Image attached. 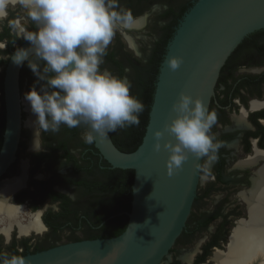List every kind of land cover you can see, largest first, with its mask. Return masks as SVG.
<instances>
[{
	"label": "flooded vegetation",
	"instance_id": "flooded-vegetation-1",
	"mask_svg": "<svg viewBox=\"0 0 264 264\" xmlns=\"http://www.w3.org/2000/svg\"><path fill=\"white\" fill-rule=\"evenodd\" d=\"M192 1L119 0L122 7L142 18L144 27L129 33L134 48L118 32L109 51L115 53L116 59L127 56L146 63L157 52L165 29H174L176 15ZM20 9L18 1L11 2L8 15L0 18V43L7 45L0 54L5 56L25 42L17 39L9 27ZM28 28L36 30L30 21ZM229 57L220 70L208 106L217 113L211 134L221 147L216 159L201 158L199 179L185 226L159 264H215V255L226 252L236 224L248 218L245 198L256 173L264 170V63L254 57ZM7 61H0L2 96ZM23 65L19 72L20 96L34 86L39 90L43 83ZM104 70L109 71L107 67L101 69ZM129 71L125 66L123 72L128 74ZM24 115L22 111L16 159L0 178V183L19 177L21 163H26L23 185L7 197L6 204L20 209L22 218L18 221L22 225L37 214L42 231L21 235L13 225L7 234L0 233V252L27 256L76 240H90L95 218L91 189L94 188L95 165L102 163L100 155L93 144L84 143V127L74 128L69 134L60 131L54 136L56 140L51 144V148H57L54 153L45 140L48 132L40 131L36 136L42 150L30 148L24 140L26 132L29 134V129L23 126ZM29 137L31 139V135ZM20 153L26 154L25 159L20 160ZM241 192L245 193L244 197L238 195Z\"/></svg>",
	"mask_w": 264,
	"mask_h": 264
},
{
	"label": "water",
	"instance_id": "water-1",
	"mask_svg": "<svg viewBox=\"0 0 264 264\" xmlns=\"http://www.w3.org/2000/svg\"><path fill=\"white\" fill-rule=\"evenodd\" d=\"M263 29L264 0H196L183 14L166 44L148 122L138 148L132 153L120 152L109 135L102 140L97 138L93 143L111 169L133 171L130 211L125 213V230L113 238L66 243L23 256L26 264L161 263L185 226L195 196L201 162V158L190 155L181 169L172 176L167 174L170 153L163 149V144L175 141L164 129L176 117L173 105L183 93L194 100H201L208 108L227 58L244 38ZM28 47L30 44L25 41L17 48ZM172 57L183 59L179 69L174 72L167 63ZM21 67L8 59L4 71L5 122L0 147V178L16 159L22 130L24 105L23 95L20 96L19 91ZM156 131L164 132L159 141L162 146L159 152L154 149Z\"/></svg>",
	"mask_w": 264,
	"mask_h": 264
},
{
	"label": "clouds",
	"instance_id": "clouds-1",
	"mask_svg": "<svg viewBox=\"0 0 264 264\" xmlns=\"http://www.w3.org/2000/svg\"><path fill=\"white\" fill-rule=\"evenodd\" d=\"M12 0H0V18L6 17ZM25 16L9 22L17 39L29 42L28 48H17L14 54H0V61L10 59L15 65L27 62L28 68L43 82L25 94L35 115L37 131L58 133L62 126L84 127V143L92 145L118 129L139 127L145 105L131 95L132 83L126 78L101 71L109 45L119 32L131 45L129 33L144 27L142 18L119 0H18ZM35 25L30 31L28 22ZM15 43V41L13 42ZM0 43V53L6 48ZM35 57V60L30 59ZM36 61H42L41 68ZM171 71L183 63L180 57L167 61ZM176 117L165 125L164 132L174 138L163 144L170 153L167 174L181 169L189 156L216 159L220 142L211 134L217 113L201 100L181 93L173 105ZM164 132L154 133L156 152ZM37 134V132H36ZM34 150L42 147L34 141ZM244 197L245 193L238 194ZM0 264H26L20 255L0 252Z\"/></svg>",
	"mask_w": 264,
	"mask_h": 264
},
{
	"label": "trees",
	"instance_id": "trees-1",
	"mask_svg": "<svg viewBox=\"0 0 264 264\" xmlns=\"http://www.w3.org/2000/svg\"><path fill=\"white\" fill-rule=\"evenodd\" d=\"M173 1L175 2L176 0ZM195 2L196 0H193L176 15L173 23L174 29L169 27L165 29V33L158 43L157 52L153 53L146 63H141L127 56L122 59H116L115 53L109 51V49L107 50V55L104 57V64L101 65V69L107 67L113 75L127 78L132 83L131 95L139 98L145 105V110L139 117V127L133 126L126 129H118L116 132L109 134L114 146L120 152L132 153L140 145L148 122V114L152 103L159 65L165 54L164 45L171 39L183 14ZM237 56L258 58L261 59L259 60L260 62L264 63V29L256 31L244 38L229 58ZM30 59L35 60V57H30ZM228 61L229 59L225 63ZM36 62L43 68L44 64L42 61ZM25 65L27 67V62L23 66ZM125 66L130 70L128 74L123 72ZM73 129L62 126L60 131L64 134H69L73 132ZM3 130L4 104L0 86V145ZM54 136L51 132H48L45 136L47 145L50 147L52 153L57 151V148H51L52 142L56 140ZM95 169L94 188L91 189L94 192L92 201L95 208L94 229H90L88 239L113 238L120 235L126 228L127 217L125 213L130 211L133 171L111 169L103 159L101 164L95 165Z\"/></svg>",
	"mask_w": 264,
	"mask_h": 264
},
{
	"label": "bare ground",
	"instance_id": "bare-ground-1",
	"mask_svg": "<svg viewBox=\"0 0 264 264\" xmlns=\"http://www.w3.org/2000/svg\"><path fill=\"white\" fill-rule=\"evenodd\" d=\"M130 47L134 48V45L131 43ZM23 105L26 113L24 126L30 131L29 145L34 149V141L37 140L38 135L36 117L32 114L30 104L26 99H23ZM20 168L22 174L19 177L0 184V233L7 234L13 225H16L21 235H28L30 231L35 233L42 231L37 214L28 217L26 224L22 225L18 221L20 209L6 204L7 197L23 185L26 163L22 162ZM245 200L248 218L236 224L229 238L226 252L215 255V264H264V170L256 173L252 188Z\"/></svg>",
	"mask_w": 264,
	"mask_h": 264
},
{
	"label": "rangeland",
	"instance_id": "rangeland-1",
	"mask_svg": "<svg viewBox=\"0 0 264 264\" xmlns=\"http://www.w3.org/2000/svg\"><path fill=\"white\" fill-rule=\"evenodd\" d=\"M26 14L24 13V10L23 9H20V10H18V12H17V16H16V19L15 20H17L18 18H21V17H23V16H25ZM0 71H1V69H0ZM23 99H25V95H23ZM25 112V111H24ZM25 119H26V113H25V115H24V121H25ZM24 128L25 129H27L28 130V128L27 127H25L24 126ZM28 132H29V134L26 132V137L24 138V140H25V142L27 143V141H28V146H29V140H28V137H29V135H31L30 134V131L28 130ZM38 133H40V131L38 132ZM54 135H55V137L57 136V133H53ZM29 139H30V137H29ZM38 139V138H37ZM38 143V142H37ZM25 157H26V154L25 153H21V157H20V160H23V159H25ZM42 174V173H41ZM80 235V234H79Z\"/></svg>",
	"mask_w": 264,
	"mask_h": 264
}]
</instances>
